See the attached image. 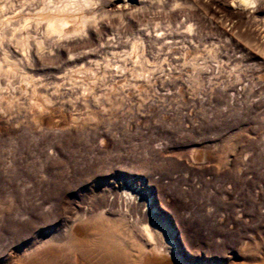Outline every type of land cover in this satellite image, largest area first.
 Here are the masks:
<instances>
[{
	"label": "rangeland",
	"instance_id": "374dc122",
	"mask_svg": "<svg viewBox=\"0 0 264 264\" xmlns=\"http://www.w3.org/2000/svg\"><path fill=\"white\" fill-rule=\"evenodd\" d=\"M32 1H0V264H76L75 224L77 264L108 262L98 240L121 248L107 264H144L143 226L187 264H264V0H151L116 18L97 0L92 34L64 42L46 31L63 0Z\"/></svg>",
	"mask_w": 264,
	"mask_h": 264
},
{
	"label": "bare ground",
	"instance_id": "6f19581e",
	"mask_svg": "<svg viewBox=\"0 0 264 264\" xmlns=\"http://www.w3.org/2000/svg\"><path fill=\"white\" fill-rule=\"evenodd\" d=\"M1 1V0H0ZM29 1H32V0H29ZM34 1V0H33ZM32 1V2H33ZM61 1V0H60ZM97 0H63V1H61V2H59L58 3V5L56 6V3H57V1H56V3H55V7H52V9H51V7H50V9L51 10H53V13L52 14H50V15H48V16H46L47 17V27H46V31L48 32V34L50 35V36H54V37H57L58 39L56 40V41H58V42H64V41H68L69 40V38H67V36H66V34L68 35V33H70V31H69V29L71 30V31H73V33H78L79 34V32H81V31H83L84 33H86V35L84 34L83 35V33L81 34L82 36H80V34H79V36L80 37H86L87 35L89 36V35H91L92 34V31L94 30V28H93V24H94V22H96V20L94 19L96 16L95 15H92V16H95L94 18H92V16L90 17L89 15H91V14H86L85 13V11H86V9H90V10H92V11H94L95 9H97L96 8V6H98V5H100V3H97L96 2ZM104 0H102V3H103V5H102V13H103V16H105V15H107V17L109 18V17H111V18H116L117 16H118V14L119 15H129V14H137V13H139V12H142L143 10V8L146 6V5H149V4H151L150 3V1L151 0H105V2H103ZM239 2H240V5L239 6H236V8L237 9H242V7H243V10H246V9H249L248 7V5H249V2H247L246 0H238ZM249 1H251V0H249ZM253 1V0H252ZM257 2H258V0H256ZM12 2V4H14L15 5V3L13 2V1H11ZM15 2H17L18 3V1H15ZM98 2H100V1H98ZM234 2H235V0H234ZM233 2V3H234ZM255 2V1H254ZM5 3V2H4ZM3 3V4H4ZM27 3H28V1H27ZM26 3V4H27ZM31 3V2H30ZM153 3V2H152ZM6 4V3H5ZM12 4H11V6H12ZM49 5H50V3H48ZM256 4V3H255ZM0 5H2V4H0ZM33 5V4H32ZM235 5V4H234ZM250 5H252L251 3H250ZM3 6V5H2ZM7 6H9V7H7ZM10 5H6V7H5V5H4V7H5V10H9L8 8H10L11 7ZM16 6H17V4H16ZM48 6V5H47ZM46 4H45V6H44V8L43 9H45L46 7ZM99 7V6H98ZM101 7V6H100ZM251 7V6H250ZM253 7V6H252ZM12 8V7H11ZM13 8H15L14 6H13ZM49 8V7H48ZM0 9H1V6H0ZM42 9V10H43ZM145 9V8H144ZM3 10V9H2ZM11 10V9H10ZM14 10V9H13ZM13 10H12V12H13ZM42 10H40V11H42ZM101 10V9H100ZM21 11H23V10H21ZM20 11V12H21ZM25 11V10H24ZM23 11V12H24ZM44 11H47V10H44ZM43 11V12H44ZM96 11V10H95ZM249 11H251V12H253V14H254V12L255 13H258L259 11H260V9L257 7H255V8H253V9H251V10H249ZM8 12V11H7ZM6 12V13H7ZM14 12H15V10H14ZM52 12V11H51ZM3 14H4V12H2ZM9 13V12H8ZM11 13V12H10ZM19 13V12H18ZM33 13V12H32ZM94 13V12H93ZM97 13V12H96ZM12 14V13H11ZM42 17H43V15H42V13H39ZM16 15V14H15ZM25 15V14H24ZM38 15V14H37ZM40 15H38L39 17H40ZM3 16V15H2ZM1 16V17H2ZM17 16V15H16ZM26 16V15H25ZM30 16V15H29ZM31 16H33V15H31ZM35 16V15H34ZM33 16V17H34ZM102 16V17H103ZM5 17V16H4ZM3 17V18H4ZM19 17V16H18ZM37 17V16H36ZM45 17V16H44ZM99 17V16H98ZM97 17V18H98ZM23 18V17H22ZM25 18V17H24ZM29 19H31L30 17H28ZM28 18H27V20H28ZM8 19V18H7ZM34 19V18H33ZM0 20H2V19H0ZM26 20V19H25ZM38 20H40V19H37V21ZM95 20V21H94ZM36 21V22H37ZM42 21H43V19H42ZM1 22V21H0ZM5 22H8V20L7 21H5ZM12 22V21H11ZM28 22V21H27ZM38 22H40V21H38ZM46 22V21H45ZM70 22H73V27L72 28H68V30L66 29L67 28V26H68V24H70ZM98 22V21H97ZM41 23H43V22H41ZM4 24V23H3ZM39 24V23H38ZM238 25H236V22H229L228 24H227V28L225 29V33L226 34H232V33H234L235 31H236V29L238 28L237 27ZM26 28V27H25ZM71 34V33H70ZM255 35H256V38L254 39V41H255V43L256 44H260V45H262L263 43H264V36H262V33L261 32H258V31H255ZM70 35H68V37H69ZM71 36H72V34H71ZM78 36V35H77ZM24 37V36H23ZM47 37H49V36H47ZM76 37V36H75ZM74 38V37H73ZM77 38V37H76ZM24 39H26V38H24ZM29 39V38H28ZM39 39V38H38ZM56 39V38H55ZM75 39V38H74ZM27 40V39H26ZM39 40H41V39H39ZM49 40V39H48ZM22 41V40H21ZM43 41H46V40H44L43 39ZM80 41V40H79ZM82 41V40H81ZM107 41V40H106ZM20 42V41H19ZM29 42V41H28ZM36 42H37V40H36ZM70 42H72V41H70ZM70 42L68 43V44H70ZM89 42H92V44H94L95 43V40H93V38H90L89 39ZM23 43H25V41L23 42ZM23 43H22V45H23ZM77 43V42H76ZM108 43H111L110 41H108L107 42V44ZM137 43V42H136ZM67 44V45H68ZM78 44V43H77ZM19 45H21V44H19ZM44 45V43H42L41 41L39 42L38 41V46L40 47V48H42V46ZM46 45V44H45ZM44 45V46H45ZM1 46H3V44L1 45ZM28 46V45H27ZM30 46V45H29ZM103 46V45H102ZM134 46H135V44H134ZM23 48H24V46H22ZM26 47V46H25ZM61 47V49L63 48V45H61L60 46ZM113 47H115V46H113ZM136 47V46H135ZM73 48V47H72ZM112 48V47H111ZM4 49H5V47H4ZM60 48H59V51L61 50ZM64 49L65 48H63L62 50L64 51ZM116 49V48H115ZM26 50V49H25ZM30 50V49H29ZM61 50V51H62ZM69 50V49H68ZM6 51V50H5ZM4 51V52H5ZM66 51V50H65ZM94 52H95V50H93ZM114 51V50H113ZM68 52V51H67ZM70 52H72V51H70ZM91 52V51H90ZM28 53V52H27ZM113 53H117V52H113ZM8 54V53H7ZM6 54V55H7ZM26 54V53H25ZM84 54V53H83ZM110 54V53H109ZM108 54V55H109ZM201 53H200V51L199 50H196L195 51V54H194V56H193V58H192V60H191V63L190 62H185V63H189V64H191V65H193L194 67H196V68H198L199 66L198 65H201V63H200V61L203 59V56L202 55H200ZM28 55V54H27ZM26 55V57H27V59H28V56ZM29 55H31L30 53H29ZM72 55V54H71ZM90 55V54H89ZM99 55V54H98ZM116 55V54H115ZM141 55V54H140ZM70 56V55H69ZM73 56H74V54H73ZM113 56V54H111V57ZM117 56H118V53H117ZM116 56V57H117ZM138 56V55H137ZM142 56V55H141ZM7 57H8V55H7ZM96 57H97V55H96ZM95 57V58H96ZM115 57V58H116ZM24 58H25V56H24ZM23 58V59H24ZM81 57H79V59H80ZM85 58V57H84ZM92 58V57H91ZM138 58H140L139 56L137 57V59ZM190 58V57H189ZM6 59H8V58H6ZM72 59V58H71ZM90 59V58H89ZM180 59V58H179ZM186 59V58H185ZM25 60V59H24ZM75 60V59H74ZM92 60H93V58H92ZM140 60V59H139ZM141 60H143V58L141 59ZM182 60V59H181ZM184 60V59H183ZM182 60V61H183ZM84 61H85V59H84ZM97 61V60H96ZM70 62V61H69ZM73 62V61H72ZM78 62V61H77ZM81 62V61H80ZM180 62V61H179ZM92 63V62H91ZM99 63V62H98ZM97 63V64H98ZM113 63V62H112ZM112 63H111V65H112ZM118 63H119V61H118ZM15 64H17V63H15ZM14 64V65H15ZM108 64V63H107ZM13 65V66H14ZM96 65V64H95ZM100 65V64H99ZM116 65H118V64H116ZM115 65V66H116ZM98 66V65H97ZM108 66H109V64H108ZM108 66H106V67H108ZM113 66V65H112ZM16 67V66H15ZM110 67V66H109ZM88 68V67H87ZM93 68V67H92ZM112 68H114V67H112ZM111 68V69H112ZM118 68V67H117ZM119 68H120V66H119ZM13 69V68H12ZM15 69V68H14ZM13 69V70H14ZM94 69V68H93ZM116 69V68H115ZM110 70V69H109ZM81 71V70H80ZM86 71V70H85ZM89 71H90V69H89ZM92 71V70H91ZM112 71H116V70H112ZM112 71L110 72V73H112ZM122 70H120V72H121ZM99 72V71H98ZM108 72V71H107ZM120 72L118 71L117 72V74L119 73L120 74ZM81 73V72H80ZM102 73V72H101ZM114 73V72H113ZM104 74V73H103ZM107 74H109V72L107 73ZM123 74V73H122ZM145 74V73H144ZM104 75H106V74H104ZM111 75V74H110ZM146 75V74H145ZM26 76H28L27 74H26ZM26 76L24 77V78H26ZM29 78V77H28ZM27 78V79H28ZM33 79V78H32ZM65 79V78H64ZM63 79V80H64ZM24 81H26V79L24 80ZM32 81L33 80H31V83H32ZM1 83V82H0ZM28 84H29V81L27 82ZM31 83H30V85H31ZM48 84H51V83H48ZM47 84V85H48ZM1 86V85H0ZM61 86V85H60ZM59 86V87H60ZM1 88H2V86H1ZM56 88V87H55ZM59 89V88H58ZM58 91V90H57ZM56 90H55V92H57ZM61 91V90H60ZM3 92V91H2ZM2 92H0V94H2ZM54 92V93H55ZM7 94V93H6ZM3 95H4V93H3ZM2 95V96H3ZM8 96H9V94H8ZM2 98V97H1ZM11 102V101H10ZM48 102H50V101H48ZM47 105V104H46ZM42 106V105H41ZM41 106H39L40 108H41ZM38 106L36 107V109L37 108H39ZM46 107V106H45ZM39 108V109H40ZM49 108L51 109L52 107H50V105H49ZM32 109H33V107H32ZM33 110H35V109H33ZM45 108H44V110H43V107H42V111L41 112H45ZM35 112V111H34ZM40 112V113H41ZM47 112V111H46ZM45 112V113H46ZM49 112V111H48ZM47 112V113H48ZM38 113V116L37 117H40L39 116V112H37ZM43 114L44 113H42V115H41V117L43 118ZM49 114L50 113H48V116H49ZM1 115V114H0ZM4 115V114H3ZM35 115H37V114H35ZM47 115V114H46ZM44 116H45V114H44ZM48 116H46V117H44V118H47ZM3 117V116H2ZM36 117V116H35ZM35 117H34V119H35ZM40 117V118H41ZM70 117V116H69ZM73 118V117H72ZM75 118V117H74ZM73 118V119H74ZM1 119V118H0ZM4 119V118H3ZM2 119V120H3ZM51 119V118H50ZM36 120H39V119H36ZM41 120V119H40ZM39 120V121H40ZM45 120V119H44ZM71 120V119H70ZM75 120H76V118H75ZM10 121V120H9ZM52 121V120H51ZM77 121V120H76ZM7 122V121H6ZM37 122V121H36ZM53 122V121H52ZM39 125H40V123L39 122H37ZM36 123V124H37ZM45 123V122H44ZM70 123H72L71 121H70ZM11 124V123H10ZM70 125V124H69ZM74 125V124H73ZM45 126V125H44ZM52 126H54V125H52ZM56 126H58V124L57 125H55L54 127H56ZM42 127V126H41ZM60 129L61 127H57V129ZM146 211H147V209H146ZM145 211V212H146ZM144 215H146L145 213H144ZM101 227H102V225H101ZM136 227V226H135ZM98 228V227H97ZM105 228V227H104ZM113 228V227H112ZM99 229V228H98ZM106 229V228H105ZM136 229V228H135ZM138 229H140V230H137L138 231V233H139V235H140V238L142 239V241L144 240V236L143 235H146V240H145V242H144V244L142 243V245H143V249H145V250H147V249H150L152 252H153V255L154 256H152L151 258H148L147 259V261L146 262H144V264H174L171 260H169L166 256H168V255H170V256H172L173 258H175V259H177L179 262L178 263H180V264H187L186 263V261H185V259H184V257L179 253V251H178V248H177V246L175 245V243H173V241H167V242H165V243H163V244H160L159 243V241L156 239V237H154V235L152 234V232L148 229V227H144L143 226V228H141V227H138ZM113 230V229H112ZM111 230V231H112ZM99 231V230H98ZM102 231V230H101ZM115 231V230H114ZM100 232V231H99ZM98 232V233H99ZM104 232V231H103ZM105 232H107V230H105ZM110 232V231H109ZM116 232H118V231H116ZM132 232H133V230H132ZM83 233H84V230H83V228H82V226H80L79 224H75L74 226H73V228L71 229V231L69 232V236H70V238H71V240H74L75 241V246H74V250L73 251H75L74 253H75V256H73L74 258H75V260H76V262L78 263V260H80L79 259V257L80 256H83V255H85L86 253H84L83 252V249H82V243H84V241H83V239H82V237H83ZM96 233H97V230H96ZM96 233L94 234V235H96ZM108 233V232H107ZM107 233H105V234H107ZM112 233V232H111ZM141 233V234H140ZM105 234H104V236L103 235H101V236H103V239H104V237L106 238V236H105ZM121 234V233H120ZM109 235H110V233H109ZM108 235V237H111V236H109ZM113 235V234H112ZM139 235H137V236H139ZM100 236V237H101ZM136 236V235H135ZM108 237H107V239H108ZM89 238H91V237H89ZM95 238V237H94ZM102 239V238H101ZM100 239V240H101ZM102 239V240H103ZM110 239V238H109ZM117 239V238H116ZM121 239H122V237H121ZM85 240H86V238H85ZM91 240V239H90ZM97 240H98V238H97ZM102 240H101V242H102ZM106 240V239H105ZM140 240V239H139ZM70 241V240H69ZM93 241V240H92ZM99 241V240H98ZM98 241H95L94 243H96L97 242V244L100 246H96V247H98V248H96V249H100V250H98V251H101V250H105L106 252H108L107 254H111V256L109 255V257L111 258V260L112 261H114V262H116V259L118 260V257L119 256H121V255H119V254H121V253H119L118 251L121 249H119L118 251H117V247H115V245H113V247H112V249L110 248V247H108V248H110L111 250H109L108 248H107V245H106V242L104 241L103 243H100V242H98ZM118 241V240H117ZM120 241V240H119ZM124 241H126V240H124ZM90 242V241H89ZM111 242V241H110ZM112 242H113V240H112ZM111 242V243H112ZM121 242V241H120ZM70 242H68V244H69ZM94 243H93V245H94ZM88 244V246H90L89 245V243H87ZM97 244H95V245H97ZM113 244V243H112ZM92 245V243H91V247L93 246ZM117 245V244H116ZM119 245V244H118ZM121 246V245H120ZM94 247V246H93ZM119 247V246H118ZM131 247V246H130ZM84 248H85V246H84ZM87 248V247H86ZM106 248V249H105ZM56 250V249H54L53 247L50 249V250ZM93 249H95V248H93ZM141 249L142 248H140V251H141ZM143 249H142V251H143ZM49 250V251H50ZM58 251V250H57ZM86 251H90V250H86ZM96 251V250H95ZM141 251V253H144V252H146V251H144V252H142ZM148 251V250H147ZM50 252H52V251H50ZM50 252H48V253H50ZM56 252V251H55ZM59 252V251H58ZM70 252H72V251H70ZM101 252H103V251H101ZM121 252V251H120ZM68 253V252H67ZM90 253V252H89ZM91 253H92V251H91ZM95 253V252H94ZM96 253H97V251H96ZM100 253V252H99ZM119 253V254H118ZM58 254H60V253H58ZM57 254V252L55 253V255H58ZM98 254V253H97ZM125 254V253H124ZM131 254V253H130ZM146 254V253H145ZM144 254V255H145ZM151 254V253H150ZM243 254V253H242ZM240 255L239 254V257L240 258H235V257H233V258H231V260H230V264H241V261H242V259H244V255ZM48 255V254H47ZM63 255V254H62ZM65 255V254H64ZM87 255V254H86ZM96 255V254H95ZM95 255H93V256H91V258L93 257V260L94 259H96L97 260V256L98 255H96V257L94 258V256ZM119 255V256H118ZM128 255H129V253H128ZM127 255V256H128ZM52 256H54V255H52ZM51 256V257H52ZM59 256V255H58ZM68 256V255H67ZM100 256H102V255H100ZM125 256V255H124ZM130 256V255H129ZM57 257V256H56ZM55 257V258H56ZM60 257V256H59ZM58 257V258H59ZM66 257V256H65ZM85 257V256H84ZM87 258H88V256H86ZM246 257V256H245ZM48 258H49V255H48ZM100 258V257H99ZM102 258V257H101ZM109 258V259H110ZM50 259V261H51V258H49ZM69 259V258H68ZM67 259V260H68ZM82 259H84V258H82ZM109 259L107 258V261L109 262ZM121 259V258H120ZM47 259H45V261H46ZM53 260H54V258H53ZM55 260H57V259H55ZM54 260V261H55ZM69 260H71V258L69 259ZM92 260V261H93ZM96 260H95V262L94 263H96ZM101 259H99V260H97V261H100ZM177 260H175V262L177 261ZM41 261V260H40ZM44 261V260H43ZM64 260L62 259V261L61 262H63ZM73 261V260H72ZM72 261H67V263L68 262H71V264H72ZM84 261V260H83ZM83 261H80V262H83ZM88 261H89V259H88ZM104 261V260H103ZM102 261V262H103ZM125 261H126V259H125ZM128 261V260H127ZM135 261V260H134ZM245 261V260H244ZM57 263L59 262V259L56 261ZM65 262V261H64ZM85 262H87V260L85 261ZM102 262H100L101 264H102ZM104 262H106V261H104ZM107 262V263H108ZM130 262H132L131 260H130ZM137 262V261H136ZM39 263H41V262H39ZM43 263V262H42ZM54 263V262H53ZM60 263V262H59ZM74 263V262H73ZM76 263V264H77ZM90 263V262H89ZM93 263V262H92ZM93 263V264H94ZM98 264H99V262H97ZM96 263V264H97ZM106 263V264H107ZM118 263V262H117ZM116 263V264H117ZM120 263V262H119ZM118 263V264H119ZM128 263V262H127ZM138 263V262H137ZM45 264V263H44ZM50 264V263H49ZM63 264H65V263H63ZM82 264V263H81ZM200 264H203L202 262L200 263Z\"/></svg>",
	"mask_w": 264,
	"mask_h": 264
}]
</instances>
